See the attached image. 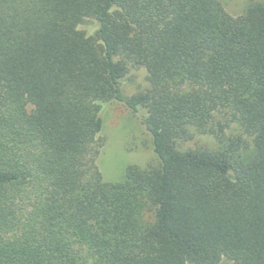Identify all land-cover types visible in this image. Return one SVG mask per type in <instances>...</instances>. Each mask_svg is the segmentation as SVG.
Here are the masks:
<instances>
[{"label":"trees","instance_id":"1","mask_svg":"<svg viewBox=\"0 0 264 264\" xmlns=\"http://www.w3.org/2000/svg\"><path fill=\"white\" fill-rule=\"evenodd\" d=\"M130 67L148 86L125 96ZM114 100L144 109L157 162L108 182ZM223 258L264 264V3L0 0V264Z\"/></svg>","mask_w":264,"mask_h":264},{"label":"rangeland","instance_id":"2","mask_svg":"<svg viewBox=\"0 0 264 264\" xmlns=\"http://www.w3.org/2000/svg\"><path fill=\"white\" fill-rule=\"evenodd\" d=\"M231 15H239L252 2L264 3V0H220ZM79 28L92 34L96 24L87 19ZM146 70L143 67H130L120 79L121 89L125 96L144 90L148 86ZM143 108L132 111L123 102L111 101L101 107L102 129L101 146L96 157V165L102 179L115 182L122 178L128 165L143 167L148 162H157L152 148L151 136L140 122ZM229 132H236L231 129ZM187 145L215 147L214 139L209 135H195ZM223 258L218 264H230Z\"/></svg>","mask_w":264,"mask_h":264}]
</instances>
